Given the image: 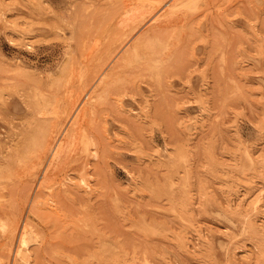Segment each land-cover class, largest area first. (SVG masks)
<instances>
[{
	"label": "rangeland",
	"instance_id": "1",
	"mask_svg": "<svg viewBox=\"0 0 264 264\" xmlns=\"http://www.w3.org/2000/svg\"><path fill=\"white\" fill-rule=\"evenodd\" d=\"M141 1L0 0V264H264V0H181L171 59L117 70L97 144L42 189L33 137L112 39L129 48L170 9L141 21ZM15 212L33 214L26 246Z\"/></svg>",
	"mask_w": 264,
	"mask_h": 264
},
{
	"label": "bare ground",
	"instance_id": "2",
	"mask_svg": "<svg viewBox=\"0 0 264 264\" xmlns=\"http://www.w3.org/2000/svg\"><path fill=\"white\" fill-rule=\"evenodd\" d=\"M142 1L145 2V0H142ZM168 1L169 0L159 1L160 5L161 4H164L165 6L169 5L170 9L167 11V13H165V14L163 13V16L161 19L160 18H158V20L156 19V21H158V22L155 23V25H153L147 32H145L137 41L132 43V45L129 46V48L126 49V47L129 43H125V41L127 42L126 39H128L129 36L125 35V32L121 36L116 38V40L113 41V39H112L111 40L112 44L109 41L110 38L108 39V41L111 44V47L109 48L108 51L106 50L108 52L107 56H105V59L101 62V64L97 67V69L94 71L92 70L93 73H92V76H91L89 82L90 81L93 82V85H91L90 88H87L89 83L88 84L86 83V85L83 86L81 88V90H79V93L75 97H71V95L69 94L70 99H68L66 102L57 101L54 103L53 110L50 113L51 117L44 120V122L46 121V122H48V124L47 125L45 124L46 127L41 128L42 129L41 131L38 130L39 132L37 133V135H35V137H33V140H32V142L34 144V148L32 149L31 157H32V160L35 161V164L37 165V167H35V169H36L35 173H36V175H39V180L41 181L40 184L42 186V189L49 188L53 185V183L55 182V176H56L57 172L59 170L65 169V166L68 164L69 160L72 158L73 153H76L78 150L82 149L83 152H86L89 154L92 151L91 150L92 147L97 144V136L94 134V132L90 129V126H89V121L92 118V115L95 113V110H96V103L94 102V100L96 99L99 101L100 99H102L101 98L102 94L106 93L109 90L110 85L112 83V79H114V77H115L114 75L117 74L116 73L117 70L120 68L127 67L128 65H131L134 60H139L143 57H146L151 63L153 61H154L153 63H156L158 61L164 62L166 60L171 59V57L173 56L172 48L174 49L175 46H177V44L174 43V47L171 48V42H169L170 41L169 38L171 39V37L172 38L174 37V33L176 32L177 27L181 23V20H183V17L178 12L180 11V9H184V8H181V5L183 3V2H181V0H175L172 4H169ZM80 4H82V3L80 2ZM141 7H143L142 11L140 10ZM141 7H139V10L141 12L139 13V15L137 17L141 21H143L147 17V15L152 14L155 11V9L157 8V4L154 3L153 0H150V1H146V3H144ZM85 8H87L88 11L92 10L91 7H90L91 9H88V7L84 6V9ZM185 8H186V6H185ZM195 8H196V6H195ZM195 8H193L192 10H194ZM139 10L137 9L138 12H139ZM160 10L156 14H159ZM133 11L134 10H132V12ZM162 11L164 12V10H162ZM124 12H125V10H124ZM138 12L135 13V17L133 16L134 19H136V15L138 14ZM127 13H129V12H127ZM125 15H124V17L120 18L121 25L125 23L127 18H129V16H127V18H126ZM133 15H134V13H133ZM152 16H153V14H152ZM184 18H185V16H184ZM135 22L136 21H134V23ZM125 24L128 25V23H125ZM135 24H137V22ZM181 25L182 24H180V26ZM128 27L129 26H127V28ZM133 27H135V26H133ZM142 28H143V26H142ZM134 31H135V29H134ZM167 37H168V39H167ZM88 49H90V48H88ZM101 55H103V54L101 53ZM101 59H103V58L101 57ZM115 60H116L115 66H113L112 71L109 73H106V70L108 69V67H110L111 64ZM161 62H160V64H161ZM72 68H73V66H72ZM86 68H87V66H86ZM158 68H160V67H158ZM147 71H149V70H147ZM71 72H73V71H71ZM97 82H99V84H100L101 93H98L99 90H96V91H95V89L92 90ZM79 83H80V81H79ZM60 99H61V97H60ZM58 100H59V98H58ZM61 101H62V99H61ZM36 107H38V105ZM46 113H48V112H46ZM50 114H49V116H50ZM42 115H43V113H42ZM77 156H79V155H77ZM73 161H74V158H73ZM26 169H27V167H26ZM25 171L27 172V170H25ZM39 171L41 172V174H39ZM32 176H34V175H32ZM20 177H21V175H20ZM83 180H85V177H83ZM39 182H38V184H39ZM33 193H35V192L33 191ZM39 196H41V194H39ZM27 201H28V202H26L28 204L27 206H30L29 205L30 199L29 200L27 199ZM28 210H29V208H28ZM25 215L26 214H24V217H25ZM19 216H20V214L15 212L10 219L11 236H12V238H15L16 236H18L20 238V243L23 246L24 245L26 246L29 242V238H28L29 237V232H28L29 231V229H28L29 222L28 221L32 219L33 214H32V212H29L28 216L25 217V218H27V221L24 223L23 227L19 226V222H20ZM1 217L4 218V216H1ZM0 221H1V219H0ZM2 227H4L3 224H2ZM6 228H4V231L6 230ZM12 240H14V239H12ZM15 243H16V241H15ZM13 247H14L13 249L15 252L16 245H13ZM5 251H6V249H5ZM5 251H3V252L5 253ZM10 252H12V251H10ZM12 254H13V252H12ZM42 261H44V260H42ZM34 264H36V263H34Z\"/></svg>",
	"mask_w": 264,
	"mask_h": 264
}]
</instances>
